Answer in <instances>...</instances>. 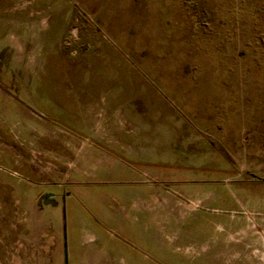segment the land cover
<instances>
[{"label": "rangeland", "instance_id": "374dc122", "mask_svg": "<svg viewBox=\"0 0 264 264\" xmlns=\"http://www.w3.org/2000/svg\"><path fill=\"white\" fill-rule=\"evenodd\" d=\"M0 264H264V0H0Z\"/></svg>", "mask_w": 264, "mask_h": 264}]
</instances>
